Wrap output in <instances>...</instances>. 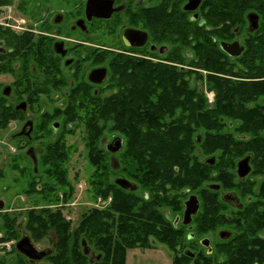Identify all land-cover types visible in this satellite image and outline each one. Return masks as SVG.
I'll return each instance as SVG.
<instances>
[{
	"label": "flooded vegetation",
	"instance_id": "af4514ba",
	"mask_svg": "<svg viewBox=\"0 0 264 264\" xmlns=\"http://www.w3.org/2000/svg\"><path fill=\"white\" fill-rule=\"evenodd\" d=\"M86 3L0 0V178L11 177L0 188V264H52L57 238L50 231L36 242L26 230L27 212L63 214L61 201L51 204L39 197L40 192L47 196V160L66 158L64 135L77 130L74 113L115 97L116 70L129 61L140 64L144 85L156 69H174V77L188 86L184 93L199 96L208 85L219 87L210 91L207 104L187 105L192 129L188 186L180 192V202L164 214L182 241L168 246L150 240L151 247L134 249L141 254L160 251L159 264H264V0H92L94 9L110 12L108 19L97 12L87 18ZM163 91L176 92L159 88L156 95ZM219 108L227 116L210 130V117L215 116L210 111ZM172 118L178 120V115ZM114 120L113 115L108 122L112 131L96 139L95 155L108 162L112 194L115 187L122 189L115 182L120 179L135 187L122 190L141 194L122 174L119 161L128 153ZM117 138L120 147L112 152ZM210 139L221 142L218 151H209ZM150 155L142 153L144 158ZM15 189L29 198L37 196L43 205L27 209L19 220L23 207L8 208ZM112 197L95 209L110 206ZM189 199L190 218L184 224ZM29 203L36 204L32 198ZM120 219L111 210L109 260L102 241L90 246L80 242L85 264H127L131 250L118 231ZM23 232L50 255L37 262L21 255L17 245ZM116 245L125 249L122 258Z\"/></svg>",
	"mask_w": 264,
	"mask_h": 264
},
{
	"label": "trees",
	"instance_id": "16d2710c",
	"mask_svg": "<svg viewBox=\"0 0 264 264\" xmlns=\"http://www.w3.org/2000/svg\"><path fill=\"white\" fill-rule=\"evenodd\" d=\"M122 66L116 70L120 76L112 81L118 94L110 100L103 102L99 100L95 107L85 111L87 118L83 123L88 133L87 158L94 169L90 175V197L108 199L111 195L112 203L103 210L89 207L81 214L74 228L60 210L56 212L44 210L41 215L35 211L27 212L30 222L26 230L36 242L45 239L50 231L57 238L58 252L56 250V254L51 257L52 264H85V257L80 253V242L84 241L90 246L94 240L102 241L106 259L109 260L112 231L108 226V217L111 210L118 212L121 217L118 231L122 234V240L129 242L126 247L129 250L147 247L150 240L168 246L176 239L178 242L182 241L181 236L175 237L176 232L169 229L164 214L168 207L180 202L183 198L180 192L188 186L187 158L191 147L192 129L187 121L186 115L190 113L187 105L192 102L207 104L209 99L206 98V93L199 96L196 93L194 95L191 92L184 93L188 86L184 80L174 77L176 75L174 69H156L153 76L146 79L147 83L144 85L139 63L129 61ZM159 88L172 89L176 92L163 91V94L158 96L156 92ZM217 88L208 85L209 91ZM144 104L153 106L145 108ZM171 105H181L184 108L179 110L167 108ZM210 112L215 113L209 120L211 130L219 124V117L225 118L227 115L225 110L220 108ZM111 114L115 118V130H119L126 140L128 154L121 160V171L138 186L139 190L149 192L146 194L147 198L143 191L136 194L117 187L114 193H111L108 162L95 155V141L105 129L107 130ZM176 114L178 120L177 118L173 120L172 117ZM74 118H70V121ZM100 123L103 124L100 126ZM220 147L221 142L209 140L210 152L218 151ZM144 150L151 152V155L144 158L142 156ZM62 157L47 160L48 165L45 168L47 196L39 193L41 200H45L46 203L60 201L61 204L68 203L75 193V188L69 182L63 166L66 158ZM116 246L121 247L122 258L125 249L122 245ZM114 255L116 260L118 254Z\"/></svg>",
	"mask_w": 264,
	"mask_h": 264
},
{
	"label": "rangeland",
	"instance_id": "374dc122",
	"mask_svg": "<svg viewBox=\"0 0 264 264\" xmlns=\"http://www.w3.org/2000/svg\"><path fill=\"white\" fill-rule=\"evenodd\" d=\"M209 97H212V94L208 90L206 92V98L209 99ZM76 114L78 118L77 120L74 121L73 125L77 126V130L71 136L68 135L67 137V134L64 135L65 142L67 143L68 148L67 150H65L66 161L64 162L63 166L67 171L69 182L75 188V193L73 195V198L68 203L63 204L64 205L63 215L67 220H70L72 222L71 224L72 228H74L77 225L81 214L85 212L89 207H91L92 206L91 203L94 202V199L90 197V175H92L94 169L88 161L87 158L88 151H86V148L84 149L88 141V136H87L88 133L84 129V125H83L84 120L87 118V115L85 114V110L76 111ZM102 124L103 123H100V126ZM107 127H108L107 128L108 132L110 133L112 129L109 126ZM106 131L107 130L105 129L104 132ZM124 143L126 145L125 139H124ZM121 160L118 161L121 163ZM114 175L116 174L114 173ZM10 178L11 177L8 176H3L2 178H0V188L4 184H7V182H10L9 180ZM131 182L133 181L131 180ZM19 183H22V181L19 180ZM19 191L20 189H15L13 193L11 192V194H13V197L15 198L12 199V202H10L9 204L10 206L8 208L12 209V207H16V205L17 206L19 205V207H23L24 211L18 212L19 220H21L27 209L31 208L32 206L38 207L43 204L37 203L38 199H40L37 196H35L34 198L33 197L29 198L23 196ZM141 191L145 192V190H141ZM146 192L149 193L148 191ZM137 194H140V191L137 192ZM31 198L35 201L36 204L29 203ZM42 244L43 243L40 242V245ZM158 245L159 244H157V246ZM148 246L151 247L150 243ZM160 258H161L160 251L158 252L151 251L141 254L139 253L138 250L134 249L128 252L127 264H159Z\"/></svg>",
	"mask_w": 264,
	"mask_h": 264
},
{
	"label": "water",
	"instance_id": "95a60500",
	"mask_svg": "<svg viewBox=\"0 0 264 264\" xmlns=\"http://www.w3.org/2000/svg\"><path fill=\"white\" fill-rule=\"evenodd\" d=\"M94 12L98 13L97 15L99 17H103L105 19L110 18L111 14L110 12H106L104 13L103 9L100 8L99 10L94 9L93 5H92V0H87L86 3V12L85 15L87 18H90L92 15H94ZM96 15V14H95ZM96 15V16H97ZM95 73H91L90 74V80H94ZM120 139L117 138V140L113 143L115 146V149H113L114 151L112 152H117L118 147H120ZM111 163H112V167L113 168H117L118 163L116 161L115 158L111 159ZM116 184H118V186H120L122 189H130V190H134L135 187L130 184L128 181L124 180V179H120V180H116L115 181ZM190 199L188 201L185 202V211H184V224H186L188 222V219L190 218ZM17 249L18 252L25 256L27 259L32 260L34 262H37L39 260H42L44 257L49 256L51 251L46 249V250H38L30 241V238L26 235V233L23 232V236L21 238V240L19 241L18 245H17Z\"/></svg>",
	"mask_w": 264,
	"mask_h": 264
},
{
	"label": "built area",
	"instance_id": "2783aa9c",
	"mask_svg": "<svg viewBox=\"0 0 264 264\" xmlns=\"http://www.w3.org/2000/svg\"><path fill=\"white\" fill-rule=\"evenodd\" d=\"M209 101H211V97H209ZM110 199H103L102 197H97L94 199V202L91 203L92 208H100L101 206L108 205Z\"/></svg>",
	"mask_w": 264,
	"mask_h": 264
}]
</instances>
